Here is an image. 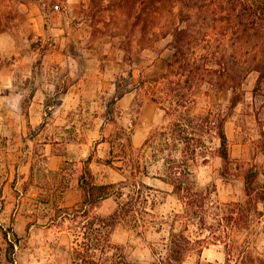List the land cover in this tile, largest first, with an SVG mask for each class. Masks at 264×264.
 Segmentation results:
<instances>
[{
	"label": "rangeland",
	"instance_id": "374dc122",
	"mask_svg": "<svg viewBox=\"0 0 264 264\" xmlns=\"http://www.w3.org/2000/svg\"><path fill=\"white\" fill-rule=\"evenodd\" d=\"M117 1L0 0V264H72L80 236L72 209L87 161L98 184L124 187L99 215L138 189L154 199L146 235L125 223L113 235L134 264H151L150 243L167 241V220L192 241L187 264H264V208L250 210L245 195L251 169L264 183V28L249 20L192 28L196 58L222 55L229 73L204 67L196 88L167 103V116L153 98L173 96L167 79H181L179 63L168 74L176 57L162 27L170 14L159 21L153 5H138L130 15ZM222 118L228 164L219 153ZM194 148L187 162L184 151ZM181 172L193 191H175L171 175Z\"/></svg>",
	"mask_w": 264,
	"mask_h": 264
},
{
	"label": "trees",
	"instance_id": "16d2710c",
	"mask_svg": "<svg viewBox=\"0 0 264 264\" xmlns=\"http://www.w3.org/2000/svg\"><path fill=\"white\" fill-rule=\"evenodd\" d=\"M112 3L128 10L130 15L138 12V5L142 6L143 11L148 9L149 5H153L156 8L155 12L159 21L163 20L166 12L170 14L169 27H162L164 36L171 34L173 37L170 46L176 57V60L169 62L168 74L172 73L175 65L179 63L181 79L177 82L167 79V85H177V88L173 89L175 92L173 96L167 93V97L153 98L167 113V116L174 115L167 103L173 105V97L183 98L185 96L183 90L187 85L190 88H196L204 67L220 73V77L226 75L227 72L229 73L227 60L222 55L219 61L215 63L213 61L205 63L199 57L196 58L198 55L191 51V46L196 41L192 40L190 42V37L193 36L192 28L208 21L231 24L233 21L241 23L246 20H249L256 30L264 28V0H152L151 3L149 0H119ZM169 5L170 7H168ZM213 5H216L220 11H210V6ZM177 7H179L178 11H176ZM168 18L169 16L166 17V20ZM184 24H187V26ZM208 52L209 54L206 55L211 57L212 54L215 55L212 51ZM258 68L261 73L259 79V83H261L264 79V62ZM180 101H183V99H180ZM239 101V95H233L231 107L234 108ZM206 118L208 119L209 116ZM225 119H221L217 128L220 138L219 153L228 164L230 162V150ZM188 136L183 135L181 139L184 142L194 140ZM185 151L187 162L196 159L197 148L189 150V155L187 154L188 151ZM171 176H173L171 183L177 193L183 194L187 190L193 191L190 187L186 189L183 172ZM80 186L83 190L82 201L79 206L72 209L74 211L73 219L77 222L80 233L71 251L72 264H134L126 251V247L115 243L113 235L118 226L124 223L129 225L130 229L137 230V235H146L150 228L148 225L152 223L147 217H155L154 199L150 198V194L144 195L142 190L138 189L136 195H131L129 200L120 201L114 213L108 216L99 215L96 209L101 202L116 194L123 198L124 187L115 184H98L88 161L83 167ZM245 195L247 197L246 204L249 205L250 210L256 212L261 206L264 208V183L261 185L260 171L251 169L247 172L245 176ZM141 223L144 224L141 225ZM167 223L170 225L167 241H164L163 245L150 243L153 252L151 264H187L193 246L192 241L187 235L175 228L174 220H167ZM140 227L142 229L139 230ZM161 228L163 227H160L159 232L163 231ZM8 242L14 248V243ZM196 264L219 263L201 260ZM225 264H232V260L229 258Z\"/></svg>",
	"mask_w": 264,
	"mask_h": 264
}]
</instances>
